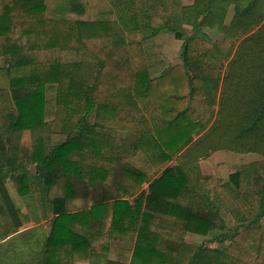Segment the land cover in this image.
<instances>
[{
    "label": "trees",
    "instance_id": "obj_1",
    "mask_svg": "<svg viewBox=\"0 0 264 264\" xmlns=\"http://www.w3.org/2000/svg\"><path fill=\"white\" fill-rule=\"evenodd\" d=\"M220 148L262 157L204 173ZM0 264H264V0H0Z\"/></svg>",
    "mask_w": 264,
    "mask_h": 264
},
{
    "label": "rangeland",
    "instance_id": "obj_2",
    "mask_svg": "<svg viewBox=\"0 0 264 264\" xmlns=\"http://www.w3.org/2000/svg\"><path fill=\"white\" fill-rule=\"evenodd\" d=\"M188 1V0H186ZM233 12V8L230 7L227 13V16L223 22H212L209 26L205 27V30L207 34L209 35V39L212 41H219L223 38L224 30L226 29L227 22L229 21L231 15ZM66 15L68 17H78L73 12H67ZM190 26L188 24H182V30L186 34L189 31ZM238 40H235L231 51H233L236 43ZM182 40L181 39H175L172 33H164L161 34L156 38L155 41L147 40L144 45V51L147 56H150V60L153 65L151 67L152 72H158L164 67V63L162 62H155L154 60H169L170 62H176L180 59V44ZM160 55V56H158ZM227 62V60L224 62ZM223 69V67H222ZM55 86L52 84H48L47 91H46V97L49 101V108L53 104V94H54ZM214 111L216 110V105H214ZM78 115H73L72 119H76ZM93 114L88 116V121H93ZM195 136V135H194ZM212 153V154H211ZM209 155V157H205V159L202 161V165L200 166L201 170L204 173H214L217 171H227L231 170L234 167H236L237 164L250 161L253 159H257L262 157L261 154L256 152H237L232 151L229 149H217L215 151H212ZM176 155L168 162L170 164H174L177 161L175 160ZM198 162V161H197ZM199 163V162H198ZM167 164V163H165ZM164 164V165H165ZM200 165V163H199ZM6 184L8 186L9 192L11 196L13 197L15 203L17 206H19L21 213L27 214V221H25L24 227H33L36 225H42L45 227V229L49 228V219L43 218L41 216V210L38 205H36V200L33 199L29 202V204L26 202V200L19 196L15 189L13 188L11 182L9 179L6 180ZM143 187L146 186V184L142 185ZM27 203V204H26ZM184 239L190 243H202L209 246H214L217 244V241L213 240L211 238L210 234H205L202 232L197 231H191L188 230L185 232ZM121 241V240H120ZM112 243H118L122 246H126L131 248L133 242L130 240H123L122 242H119L118 240H112Z\"/></svg>",
    "mask_w": 264,
    "mask_h": 264
},
{
    "label": "crops",
    "instance_id": "obj_3",
    "mask_svg": "<svg viewBox=\"0 0 264 264\" xmlns=\"http://www.w3.org/2000/svg\"><path fill=\"white\" fill-rule=\"evenodd\" d=\"M191 0H188V1H186V0H183V3H189ZM164 33H167L168 34V32H164V31H160V32H158L157 34H155V35H153V36H151V37H148V38H146L145 40H144V42H143V48H144V45H145V43H146V41L147 40H152V41H155L156 40V38L158 37V36H160L161 34H164ZM175 38V37H174ZM175 39H177V38H175ZM179 40V39H178ZM158 56H160V55H158ZM150 57V56H149ZM157 62H159V60H156ZM162 61H163V63L164 62H169L170 64H174V63H176V62H179L180 61V59L178 60V61H176V62H170L169 60H164V59H162ZM212 154V153H211ZM210 154V155H211ZM209 155V156H210ZM209 156H207V157H209ZM206 157V158H207ZM205 158H201V159H199L198 160V162L200 163V166L202 165V161L204 160ZM119 242H122L123 240H118ZM113 244H116V245H120V244H118V243H113Z\"/></svg>",
    "mask_w": 264,
    "mask_h": 264
}]
</instances>
